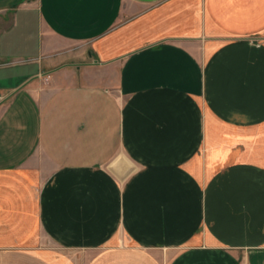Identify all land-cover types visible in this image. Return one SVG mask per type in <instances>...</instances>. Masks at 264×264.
<instances>
[{"label": "crops", "instance_id": "0c3cea01", "mask_svg": "<svg viewBox=\"0 0 264 264\" xmlns=\"http://www.w3.org/2000/svg\"><path fill=\"white\" fill-rule=\"evenodd\" d=\"M0 97V264H264V0H0Z\"/></svg>", "mask_w": 264, "mask_h": 264}, {"label": "rangeland", "instance_id": "374dc122", "mask_svg": "<svg viewBox=\"0 0 264 264\" xmlns=\"http://www.w3.org/2000/svg\"><path fill=\"white\" fill-rule=\"evenodd\" d=\"M124 18V17H123ZM123 19L121 18L119 21V24L122 23ZM118 26V25H117ZM116 26V28H117ZM202 43H198V42H194L191 43V49L193 54H195L197 57H202V53H203V47L201 45ZM131 172H133L132 170H127L124 172L123 176L121 177H117V175L112 171V175L114 176V178L118 181V183H120V187L122 188V183L125 182V180L129 177V175L131 174ZM125 187V186H124ZM124 237V236H123ZM125 238V237H124ZM128 239V238H127ZM129 240V239H128ZM131 240V239H130ZM48 245V244H47Z\"/></svg>", "mask_w": 264, "mask_h": 264}, {"label": "built area", "instance_id": "2783aa9c", "mask_svg": "<svg viewBox=\"0 0 264 264\" xmlns=\"http://www.w3.org/2000/svg\"><path fill=\"white\" fill-rule=\"evenodd\" d=\"M2 101V98L0 97V102Z\"/></svg>", "mask_w": 264, "mask_h": 264}]
</instances>
